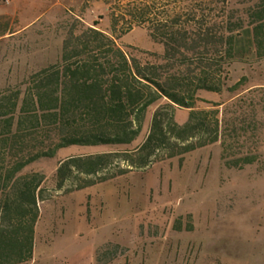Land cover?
<instances>
[{
  "label": "rangeland",
  "instance_id": "1",
  "mask_svg": "<svg viewBox=\"0 0 264 264\" xmlns=\"http://www.w3.org/2000/svg\"><path fill=\"white\" fill-rule=\"evenodd\" d=\"M123 3L0 0V30L5 29L0 36V89H24L32 73L59 60L71 30L77 34L97 21L98 28L110 32L111 9ZM117 42L143 61H158L164 52L142 27H134ZM234 49L226 87L220 93L199 91L198 96L221 103L214 108L229 135V153L257 148L254 163L226 166L219 140L82 189L76 185L84 181L83 175L56 188L55 172L63 159L139 146L154 110L167 101L162 98L149 107L133 142L67 146L22 169L20 174L40 172L45 179L33 256L18 264H264V58L256 56L248 25L236 37ZM243 77L236 91L228 90ZM196 107L210 105L201 100ZM188 112L176 107L175 120L184 122ZM234 128L244 136L233 138ZM61 132L43 123L24 149L47 150Z\"/></svg>",
  "mask_w": 264,
  "mask_h": 264
},
{
  "label": "trees",
  "instance_id": "2",
  "mask_svg": "<svg viewBox=\"0 0 264 264\" xmlns=\"http://www.w3.org/2000/svg\"><path fill=\"white\" fill-rule=\"evenodd\" d=\"M119 1L125 3L111 9L110 32L98 28L97 21L77 34L71 30L59 60L32 73L24 89H0V264L33 256L45 176L20 174L22 169L67 146L133 142L149 107L162 98L167 101L154 110L139 146L63 159L55 172L56 188L83 175L76 185L82 189L219 140L228 167L243 168L259 157L257 148L229 153V135L214 108L221 103L198 92L220 93L226 87L235 39L245 25L251 27L256 56L264 58V0ZM134 27L147 29L163 45L158 61H143L118 44ZM245 79L228 90L236 91ZM201 100L210 107L198 109ZM176 107L189 110L182 123L175 120ZM43 123L62 129L58 140L47 150L24 149ZM232 131L233 138L244 136L237 128Z\"/></svg>",
  "mask_w": 264,
  "mask_h": 264
},
{
  "label": "built area",
  "instance_id": "3",
  "mask_svg": "<svg viewBox=\"0 0 264 264\" xmlns=\"http://www.w3.org/2000/svg\"><path fill=\"white\" fill-rule=\"evenodd\" d=\"M3 3H9L11 0H1Z\"/></svg>",
  "mask_w": 264,
  "mask_h": 264
},
{
  "label": "crops",
  "instance_id": "4",
  "mask_svg": "<svg viewBox=\"0 0 264 264\" xmlns=\"http://www.w3.org/2000/svg\"><path fill=\"white\" fill-rule=\"evenodd\" d=\"M50 9H52V10L54 9V8H53V4H52V5H50Z\"/></svg>",
  "mask_w": 264,
  "mask_h": 264
}]
</instances>
